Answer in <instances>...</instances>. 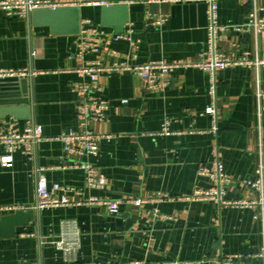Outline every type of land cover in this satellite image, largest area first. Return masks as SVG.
I'll return each mask as SVG.
<instances>
[{
    "label": "crops",
    "instance_id": "crops-1",
    "mask_svg": "<svg viewBox=\"0 0 264 264\" xmlns=\"http://www.w3.org/2000/svg\"><path fill=\"white\" fill-rule=\"evenodd\" d=\"M44 1L68 12L48 21L0 11V111L10 113L0 117V130L35 124L45 137L33 155L16 152L12 167L1 163L7 152L0 145V207L35 210L28 226L0 238V264H221L229 256H242L238 264H264L258 257L264 252L263 196L243 185L255 177L261 158L264 164V112L261 123L258 117L264 69L258 78L244 66L208 72L195 65L210 53L211 1ZM214 2L219 27L245 24L255 8L264 16V0ZM149 15L166 22L150 29ZM131 28L128 38L112 39ZM91 34L100 40L99 51L80 57L78 44ZM216 50L234 60L245 54L264 59V35L219 30ZM125 62L178 67L162 91L148 89L129 71L101 73L99 97L110 108L106 123L90 124L102 138L99 153L67 155L60 137L81 131L73 84L85 79L78 70ZM214 104L216 117L207 112ZM76 162L99 168L107 188H88L85 172L71 167ZM219 165L225 181L211 176ZM41 176L52 191L62 186L55 196L77 204L38 211ZM219 190L221 201L193 198ZM163 195L167 199L158 200ZM90 198L118 202L119 214L103 204H78Z\"/></svg>",
    "mask_w": 264,
    "mask_h": 264
},
{
    "label": "built area",
    "instance_id": "built-area-1",
    "mask_svg": "<svg viewBox=\"0 0 264 264\" xmlns=\"http://www.w3.org/2000/svg\"><path fill=\"white\" fill-rule=\"evenodd\" d=\"M212 8L210 10V53L202 56V60L195 64L197 67L208 72H217L218 70H225L232 66H244L252 68L256 71L259 78L260 72L264 69V59L256 55L254 58L245 54L244 57L234 60L227 58L219 54L216 50V34L220 31H236L237 33L250 34L254 33L256 36L264 35V16H260L263 10L257 8L254 9L248 16L245 24L233 27H219L216 21L215 0H210ZM107 5L105 2L97 3ZM40 8H52L57 9L56 6L51 5L44 0H8L0 1V11L8 18L15 17H27L34 11ZM166 18L164 16H151L146 18V26L150 29H156L165 24ZM132 33V28L126 35H116L112 39L114 41H120L124 38H128ZM100 40L91 34L87 40H81L78 44L79 56L83 57L87 53H96L99 51ZM178 65H173L166 62H150L142 65H130L128 63L115 64L112 67L106 68L100 63H90L87 67H83L78 70V74L85 79V81L77 84H73V91L79 95V102L77 104V118L81 131L65 133L60 137V140L64 143V151L70 156H94L99 153L100 150V136H97L90 128L91 123H106L107 111L110 108V103L107 100H103L99 97L100 86L99 79L100 74L111 71H129L132 72L147 82L148 89L150 90H164L170 78V74L174 68ZM25 75V72H20ZM13 75L14 73H10ZM259 82V81H258ZM259 100L264 99V92L259 90ZM209 115L216 117L215 104L208 108ZM264 112L263 106L259 105L258 117L261 123L262 115ZM169 124H167L168 126ZM166 126V127H167ZM166 130V129H165ZM44 129L39 125H29L23 131H19L15 124L10 123L7 128L0 130V145L3 146L7 152L1 158V163L5 167H12L14 163V154L16 152H22L24 155L31 156L34 154L36 147L44 140ZM74 169H79L85 172L86 186L91 189L104 190L108 186L107 177L99 169L88 163L76 162L71 166ZM216 172L212 173L213 178L218 180H227V178L221 172V166H218ZM206 174V173H203ZM48 179L41 176L38 179L37 190V205L38 211H43L50 208H59L65 206H74L77 203L72 201L67 195L61 197L55 196V193L62 192L63 188L60 185H55L53 191L50 189ZM243 185L250 189L259 192L263 198L259 205L262 208L261 218L264 220V164L262 158L258 169L256 170L255 177L249 180L243 181ZM223 191L218 192H196L193 196L197 200H215L219 198L222 200ZM167 196H160L158 200H166ZM142 200H137V204H141ZM79 205H107L109 206L110 213L117 215L120 212L118 202L103 201L99 198H90L78 203ZM224 204H230L224 202ZM257 205L256 202H238L234 205ZM19 211L16 207H0V216L5 214H12ZM158 213L157 211L155 212ZM71 248L68 249L70 251ZM264 261V252L258 256ZM243 260L242 256H229L222 261L221 264H238ZM141 264V263H137Z\"/></svg>",
    "mask_w": 264,
    "mask_h": 264
},
{
    "label": "water",
    "instance_id": "water-1",
    "mask_svg": "<svg viewBox=\"0 0 264 264\" xmlns=\"http://www.w3.org/2000/svg\"><path fill=\"white\" fill-rule=\"evenodd\" d=\"M74 10L70 11L72 14ZM68 12L64 9H46L36 10L33 12L35 20L46 19L48 21H56L59 17ZM76 33L78 32L75 31ZM9 112L0 111V117L9 116ZM35 219V210H17L13 214L2 216L0 218V238H11L16 235L18 227L28 226Z\"/></svg>",
    "mask_w": 264,
    "mask_h": 264
}]
</instances>
